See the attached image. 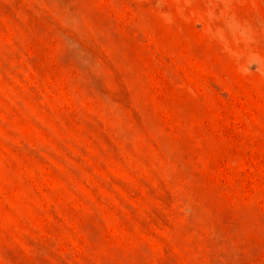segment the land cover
Masks as SVG:
<instances>
[{
    "label": "rangeland",
    "instance_id": "obj_1",
    "mask_svg": "<svg viewBox=\"0 0 264 264\" xmlns=\"http://www.w3.org/2000/svg\"><path fill=\"white\" fill-rule=\"evenodd\" d=\"M0 264H264V0H0Z\"/></svg>",
    "mask_w": 264,
    "mask_h": 264
}]
</instances>
